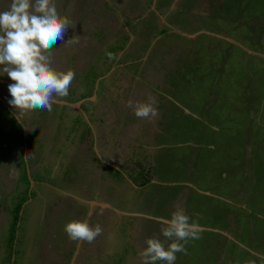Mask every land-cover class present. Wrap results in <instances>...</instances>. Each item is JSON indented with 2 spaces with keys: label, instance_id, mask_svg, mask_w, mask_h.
I'll return each instance as SVG.
<instances>
[{
  "label": "rangeland",
  "instance_id": "1",
  "mask_svg": "<svg viewBox=\"0 0 264 264\" xmlns=\"http://www.w3.org/2000/svg\"><path fill=\"white\" fill-rule=\"evenodd\" d=\"M57 8L79 35L52 49L69 94L18 119L0 75V264H141L164 239L149 217L177 209L202 232L175 264H264V0ZM149 96L158 115L139 119L127 102ZM72 220L103 232L70 240Z\"/></svg>",
  "mask_w": 264,
  "mask_h": 264
},
{
  "label": "clouds",
  "instance_id": "2",
  "mask_svg": "<svg viewBox=\"0 0 264 264\" xmlns=\"http://www.w3.org/2000/svg\"><path fill=\"white\" fill-rule=\"evenodd\" d=\"M75 23L62 15L57 0H9L6 10L0 11V75H7L15 83L8 85L11 99L8 104L19 115L29 110H53L59 97L69 94L75 78L72 69L57 70L52 64V49L58 41L73 46L79 35L65 40ZM139 119L152 120L158 115L155 100L127 102ZM163 225L164 239H146V247L139 252L141 264H175L176 254L185 252L189 240L199 239L201 225L191 220L183 209L174 211L170 218L149 217ZM64 232L73 241L92 243L103 228L94 227L87 220H72Z\"/></svg>",
  "mask_w": 264,
  "mask_h": 264
},
{
  "label": "crops",
  "instance_id": "3",
  "mask_svg": "<svg viewBox=\"0 0 264 264\" xmlns=\"http://www.w3.org/2000/svg\"><path fill=\"white\" fill-rule=\"evenodd\" d=\"M133 34L134 32H130L129 28H127V33L122 36L121 40H120V44L121 45H127L128 43H130L131 39L133 38ZM121 50L123 52V48L121 47ZM122 52H120V55L122 54ZM118 57V56H117ZM117 57L115 59H117ZM131 57V56H129ZM155 222H158L156 219H154Z\"/></svg>",
  "mask_w": 264,
  "mask_h": 264
},
{
  "label": "bare ground",
  "instance_id": "4",
  "mask_svg": "<svg viewBox=\"0 0 264 264\" xmlns=\"http://www.w3.org/2000/svg\"><path fill=\"white\" fill-rule=\"evenodd\" d=\"M1 82V81H0ZM1 83H3V82H1Z\"/></svg>",
  "mask_w": 264,
  "mask_h": 264
},
{
  "label": "trees",
  "instance_id": "5",
  "mask_svg": "<svg viewBox=\"0 0 264 264\" xmlns=\"http://www.w3.org/2000/svg\"><path fill=\"white\" fill-rule=\"evenodd\" d=\"M17 209H19V207Z\"/></svg>",
  "mask_w": 264,
  "mask_h": 264
}]
</instances>
